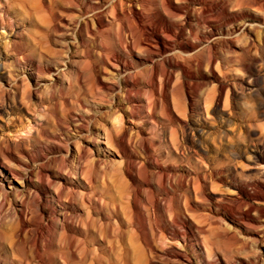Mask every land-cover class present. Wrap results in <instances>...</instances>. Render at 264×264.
<instances>
[{"label": "rangeland", "instance_id": "374dc122", "mask_svg": "<svg viewBox=\"0 0 264 264\" xmlns=\"http://www.w3.org/2000/svg\"><path fill=\"white\" fill-rule=\"evenodd\" d=\"M220 1H207L208 13L198 11L190 21L174 28L181 35L185 30L189 32L191 26L194 35L186 33L182 39H170L164 38L160 28L150 27L156 14L145 5L151 3L149 0L142 4L145 8L137 0H0V155L8 151L5 159L0 156V179L2 174L7 179L3 178L7 186H0L6 190L5 193L0 190V264H137L135 253L130 258L126 252L145 247L138 220L129 207L134 183L127 173L128 155L122 154L117 143L120 136L129 139L127 152L138 162L130 166L131 171L140 180L147 179L159 191L162 202L168 198L162 191L165 187L162 178L171 181V186L166 183L171 190L170 206L175 208L176 199H182L190 222L196 226L194 237L200 243L207 235L218 248L232 252H238L243 242L248 243L249 251L253 247L254 250L264 248V226L255 235L251 230H241L237 215L222 209L217 200L220 193H229L228 206L236 207L237 184L261 183V180L264 183V163L250 165L247 158L261 159L264 155V0H259L255 7L260 12L252 10L254 6L248 0H245L247 3L233 0L227 14L218 8ZM128 2H137L142 7L139 11L143 10L144 20L150 22L147 31L161 34L167 46L175 42L188 46L183 49L184 54L177 52L186 58L184 65L190 64L186 66L188 77H179L176 73L167 92L162 88L161 74L157 78L159 91L150 88L153 63L145 54L139 50L123 53L117 47L124 32L122 21L129 26L133 24ZM190 7L198 10L197 5L190 4ZM116 10L126 11L127 15L124 12L119 15ZM197 15L208 19H197ZM127 33L125 38L129 36ZM193 43L197 46L195 50L189 46ZM114 53L125 61L119 78L115 70L121 68L118 66L121 63L111 60ZM221 82L226 87L224 94L219 91ZM179 87L189 92L187 103L178 99ZM126 90L131 91V96ZM217 98L220 101H212ZM252 110L257 113L256 117H251ZM98 137L105 143L97 145ZM110 137L114 140L112 144ZM143 140L155 149L156 157L166 161H161V168L155 169L148 162ZM18 144H22L21 148ZM9 167L15 175L7 172ZM213 169L219 175L215 180L219 187L213 188L211 179L209 192L202 195L198 187L204 183H198L196 176L199 173L204 176ZM148 190V185L142 187L140 199L145 200L146 195L151 197ZM255 190L259 189L246 187L250 194ZM100 200L111 203L112 208L114 202L124 208L120 215L111 213L109 208L101 211ZM88 222L97 226L94 238L86 234L84 227ZM185 229L190 232L189 226ZM258 235L257 245L254 239ZM72 236L76 237L75 244ZM194 237L185 242L174 240L171 235L166 240L157 237L153 245L160 251L174 245L176 251L182 252L185 247L189 253L194 249L191 244L196 243ZM170 262L188 264L172 257H154L150 264Z\"/></svg>", "mask_w": 264, "mask_h": 264}, {"label": "bare ground", "instance_id": "6f19581e", "mask_svg": "<svg viewBox=\"0 0 264 264\" xmlns=\"http://www.w3.org/2000/svg\"><path fill=\"white\" fill-rule=\"evenodd\" d=\"M114 1V0H113ZM130 1V0H129ZM132 1V0H131ZM136 1V0H135ZM151 3L150 4H145V3H147V2H145V0H137V2L140 4V6L143 4H145L146 5V7H148L150 10H152V13L154 12L156 15H155V20H154V22L153 23H151L150 24V27L151 26H153V27H155V28H157L156 30H158L159 28H160V30L162 31V34L163 33H165V36H164V38H170V37H176V38H179V37H181V39H182V37H184V36H186V33H190V35L192 34V35H194V30L192 29V27L190 26V25H192V24H190L188 27H189V32H185V31H183V33H181V35L180 34H178V32H176V30L174 29L175 27H178L179 25H180V23L181 22H184V21H190L191 20V18H193L192 17V14L194 15V13H197L198 11L199 12H202V13H208V4H207V1H209V0H160V1H151V0H149ZM218 1V0H217ZM231 1L232 2H234L233 0H221L220 1V5L219 6H221V7H218V8H221L223 11H224V13H228V11H229V5H230V3H231ZM243 1H245V0H241V2H243ZM249 1V3H251L252 4V6H254V8L252 9V10H254L255 12H260L258 9H256L255 7L257 6L258 7V5H259V0H248ZM118 2V1H117ZM137 2H133V3H127V4H129L130 5V7L129 6H127V7H129V17L131 18V20H133L132 22H133V24L132 25H127L126 23H124L123 21H122V23L124 24V32H123V34H122V37L119 39V46H117V47H119V49H120V51L121 52H123V53H128V52H126L127 50L129 51V52H132L131 54H133L134 52H136V51H140L141 53H143V54H145L146 55V58H148L149 59V61L150 62H152L153 63V67L151 68V70H152V75H150L149 77H151V79H149V82H150V84L153 86H151L150 88H155L157 91H159V80H157V78H159L158 77V75H160L161 77H162V79H161V85H162V88L164 89V91H168L169 90V88L171 87V85H172V82H173V80H174V77H176V73H179V77L181 76V77H188L187 76V70L188 69H186V66H188V65H190L189 63H188V65L187 64H183L182 62L186 59V58H184L182 55H180L179 53H177V52H181L182 54H184V52L185 51H183V49H186L188 46H184V45H182V43H180V42H175L172 46H167V44H166V42H165V40H164V38L162 37V35L161 34H155V33H152V32H148L147 31V27H149L148 26V24L150 23V22H146L144 19L145 18H143L144 16H143V10H142V12L141 11H139V10H141V8L142 7H144L143 5H142V7L140 8L138 5L139 4H137ZM246 3H247V1H245ZM122 3H123V1H122ZM238 3V2H237ZM190 4H194V5H197V8H198V10L196 11V10H193L191 7H190ZM241 4V3H240ZM245 4V3H244ZM261 4V3H260ZM123 6L125 5V2L122 4ZM122 5H120L121 7H123ZM243 6V5H242ZM260 7V6H259ZM263 7H264V5H263ZM117 8V7H116ZM140 8V9H139ZM145 8V7H144ZM196 8V9H197ZM234 8V7H233ZM232 8V9H233ZM239 8V7H238ZM240 9V8H239ZM238 9V10H239ZM243 9V8H242ZM248 9V8H247ZM251 9V8H250ZM264 9V8H263ZM263 9H261V10H263ZM145 10V9H144ZM147 10V9H146ZM145 10V11H146ZM215 10H217V9H215ZM220 10V9H219ZM246 10V9H245ZM117 11V10H116ZM231 11V10H230ZM232 11H234V10H232ZM235 11H237V9L235 10ZM118 12V14L120 13V12H124L123 10L122 11H117ZM126 12V11H125ZM124 12V13H125ZM149 12V11H148ZM151 12V11H150ZM217 12V11H216ZM242 12H244V11H242ZM248 12V11H247ZM261 12H263V11H261ZM232 12H230V15H232L231 14ZM235 13V12H234ZM237 13V12H236ZM121 14V13H120ZM119 14V15H120ZM126 14V13H125ZM140 14L142 15V16H140ZM201 14V13H200ZM249 14V13H248ZM257 14H260V13H257ZM127 15V14H126ZM144 15H146V13L144 14ZM225 15V14H224ZM244 15V14H243ZM262 15H264V14H262ZM124 16V15H123ZM214 16V15H213ZM220 16H222L223 17V15L221 14ZM234 16V15H233ZM237 16V15H236ZM259 16V15H258ZM196 17V16H195ZM197 19H199V18H201L202 17V19H208V17L207 16H205L204 15V17L203 16H199V15H197ZM228 17H229V15H228ZM219 18H221V17H219ZM218 18V19H219ZM240 18V17H239ZM255 18V17H254ZM125 19H126V17H125ZM124 19V20H125ZM201 19V20H202ZM233 19V18H232ZM256 19H260V17L258 18H256ZM101 20H103V18L101 19ZM123 20V19H122ZM129 20V19H128ZM130 20V21H131ZM227 20V19H226ZM231 20V19H230ZM261 20H262V18H261ZM264 20V19H263ZM195 21V20H194ZM213 21V20H212ZM132 22H130V23H132ZM219 22V21H218ZM232 22V21H231ZM102 23V22H101ZM129 22H128V24H130ZM211 23V22H210ZM221 23V22H220ZM187 24V23H186ZM189 24V23H188ZM225 24V23H224ZM199 25V24H198ZM102 26V25H101ZM181 26V25H180ZM187 26V25H186ZM205 26V25H204ZM256 26V25H255ZM185 27V26H184ZM186 28V27H185ZM181 29H183V27H181ZM188 30V29H187ZM126 32H128L129 33V36L127 37V38H125L126 36H125V34H126ZM196 32V31H195ZM127 33V34H128ZM187 35H189V34H187ZM191 35V36H192ZM196 36V35H195ZM202 37V35L199 37V38H201ZM186 38V37H185ZM171 39V38H170ZM189 39V38H188ZM192 40H193V38H191ZM194 39H195V37H194ZM202 39V38H201ZM205 39H206V37H205ZM196 40V39H195ZM184 43V42H183ZM195 43H193V44H191V45H189L190 47H191V49L192 50H195L196 48H197V46H195L194 45ZM201 44V43H200ZM186 45V44H185ZM188 45V44H187ZM212 46V45H211ZM234 46V45H233ZM216 47V46H215ZM214 47V48H215ZM232 47V46H231ZM199 48V47H198ZM209 48V47H208ZM245 48V47H244ZM211 48H209V50H210ZM214 49H212V51H213ZM233 50V49H232ZM235 50V49H234ZM245 50V49H244ZM208 51V50H207ZM211 51V50H210ZM209 51V53H211ZM121 52H120V54H121ZM235 52H237V51H235ZM113 53V52H112ZM111 54V53H110ZM241 55H243V53L241 54ZM103 56V55H102ZM194 56H196V54L194 55ZM193 56V57H194ZM215 55H213V57H214ZM244 56V55H243ZM105 57V56H104ZM127 57V56H126ZM240 57H242V56H240ZM111 58V57H110ZM109 58V59H110ZM158 58H162V61L160 60V59H158ZM183 60H182V59ZM197 58V57H196ZM196 58H195V60H196ZM215 58V57H214ZM213 58V61L215 60ZM245 58V57H244ZM248 58V57H247ZM102 59V58H101ZM124 58L121 56V55H118V54H112V58H111V60H113V61H116V62H118V63H121V65H118V66H121V68L120 69H117L116 68V70H115V74L118 76V78L122 75V73H123V68H125V64L123 63V60ZM126 59V58H125ZM192 60H194L193 58H191ZM191 59H189L190 61H192ZM158 60H160V61H158ZM109 61V60H108ZM108 61H107V63L106 64H109L110 65V63H108ZM187 60H185V62H186ZM189 61V62H190ZM210 61H212L211 59H210ZM216 61V60H215ZM68 62V61H67ZM100 62H101V60H100ZM125 62V61H124ZM127 62V61H126ZM231 62V61H230ZM241 62V61H240ZM102 63V62H101ZM111 63H112V61H111ZM233 63V62H232ZM231 63V64H232ZM114 64V63H113ZM126 64H128V62L126 63ZM241 64V63H240ZM244 64V63H243ZM213 65V64H212ZM237 65H239V64H237ZM242 65V64H241ZM245 65V64H244ZM112 66V65H111ZM114 66V65H113ZM117 65H116V67H118ZM128 66V65H127ZM130 66V65H129ZM128 66V67H129ZM231 66H233V65H231ZM96 67V66H95ZM213 67V66H212ZM189 68V67H188ZM102 69V68H101ZM105 69V68H104ZM213 69V68H212ZM65 70V69H64ZM99 70V69H98ZM214 70H215V68H214ZM104 71H106V69L104 70ZM129 71V70H128ZM221 71H222V69H221ZM212 72H213V70H212ZM216 72V71H215ZM215 72H214V74H215ZM223 73H225V72H223ZM217 74V73H216ZM115 75V76H116ZM125 75V74H124ZM131 75V74H130ZM225 75H227V74H225ZM224 75V76H225ZM127 76H128V74H127ZM177 76H178V74H177ZM220 77V76H219ZM222 77V76H221ZM117 78V77H116ZM115 78V79H116ZM134 78V77H133ZM224 78V77H223ZM223 78H222V80H223ZM226 78V77H225ZM100 79V78H99ZM110 79V78H109ZM132 79V78H131ZM219 79V78H218ZM119 80V79H118ZM122 80V79H121ZM130 80V79H129ZM136 80V79H135ZM221 80V81H222ZM98 81H100V80H98ZM115 82V81H114ZM126 82H128V79L126 78ZM134 82H136V81H134ZM185 82V81H184ZM188 82V81H187ZM224 82V81H223ZM101 83V82H100ZM106 83V82H105ZM120 83H122L121 81H120ZM110 84V83H109ZM112 84V83H111ZM130 84V83H129ZM134 84V83H133ZM173 84H175V83H173ZM105 85V84H104ZM103 85V86H104ZM107 85V84H106ZM126 85V84H125ZM186 85V84H185ZM187 85H188V83H187ZM103 86H102V88H103ZM120 85H118V87H119ZM127 86V85H126ZM129 86V85H128ZM107 87H108V85H107ZM106 87V88H107ZM125 88V87H124ZM180 88V87H179ZM225 88L226 87H224V85H223V83L221 82V85H220V90L219 91H221V93L222 94H224L223 92H224V90H225ZM127 89V88H126ZM104 90V89H103ZM108 90V89H107ZM125 90V89H124ZM180 90H181V92H180V94L178 95V99L181 101H186V103H187V100L188 99H190L189 98V96L190 95H188V93L189 92H186L184 89H182V88H180ZM110 91V90H109ZM128 90H126V92H127ZM164 91H163V93H164ZM165 92V93H166ZM166 95V94H165ZM168 95V94H167ZM128 96H131V91H128ZM127 96V97H128ZM163 96V95H162ZM217 96V95H216ZM220 96V95H219ZM130 98V97H129ZM192 98V97H191ZM215 99H216V97H214ZM215 99H212V101H220L219 99L220 98H217V100H215ZM166 100H167V102H168V108H169V110L171 111L172 109H171V105H170V100H169V98L168 97H166ZM161 101V100H160ZM189 101V100H188ZM211 101V100H210ZM211 101V102H212ZM182 103V102H181ZM190 103V102H189ZM213 103H215V102H213ZM213 103H212V105H213ZM164 104V103H163ZM216 104V103H215ZM139 105V104H138ZM183 105H186V104H183ZM188 105V104H187ZM186 105V106H187ZM191 105V104H190ZM209 105H211V103L209 104ZM224 105V104H223ZM185 106V107H186ZM189 107V106H188ZM214 107V106H213ZM168 110V109H167ZM255 110V109H254ZM254 110H252V115H251V117L253 116V117H256V114L257 113H255V111ZM225 112V111H224ZM171 114V113H170ZM180 118V117H179ZM185 122V121H184ZM184 125V124H183ZM187 125V124H186ZM186 128H188V127H186ZM256 128V127H255ZM236 130H234V132H235ZM263 133V132H262ZM111 134V133H110ZM240 134V133H239ZM100 135V134H99ZM225 135H227V134H225ZM110 136V135H109ZM112 136V135H111ZM263 136H264V134H263ZM96 137V136H95ZM106 137H107V135H106ZM141 137V136H140ZM229 137V136H228ZM240 137V136H239ZM101 137H98L97 138V140H96V144L97 145H99V144H103V143H105L103 140H101L100 139ZM241 138V137H240ZM107 139V138H106ZM105 139V140H106ZM226 139V138H225ZM228 139V138H227ZM25 140V139H24ZM129 140V139H128ZM127 140V138L125 137V136H120L119 137V139L117 140L118 142V146H119V148H120V150H122L123 152H122V154H126L127 153V163H128V170H127V173L128 174H130V176H131V178L133 179V183H134V185L132 186V201H130V203H129V207L132 209V214H134V216L137 218V220H138V228H139V231H140V234H141V236H140V239H141V241H142V243H144V247L145 248H141V250H136V251H132V252H130V250L129 251H127L126 252V257H132V253H135V255L136 256H134V260L136 261V263L137 264H150L151 262H152V260H153V258L154 257H172V258H175V259H177V261H181V262H187L188 264H264V248L263 249H256V250H254L252 247H250V248H252V250H248L247 249V246H246V244H248L247 242H243V243H241L242 244V247H241V245H240V247L241 248H239V251L238 252H232L231 250H229V249H220V248H218L217 247V243L214 241V239L213 238H211L210 236H205L203 239H204V241L202 242V243H200L199 241H198V239L197 238H195L194 236H195V229H196V226L193 224V223H191L190 222V220H189V218H188V216H187V214H186V211H187V209H186V206H184V204H183V202H182V199H179V198H177L176 200V207L175 208H172L171 206H170V200H171V198L169 197V195L171 194L170 193V189H168L167 187V182L170 184V186H171V181H168L165 177L164 178H162V182H163V185L165 184V187H162V191L165 193V195H167L168 196V198L166 199V200H164V202H162V199H160V193H159V191L156 189H154V187L153 186H151L150 185V182L146 179L145 180V178H144V180H140L139 179V177L137 176V175H134V174H136V172H134V171H131V169H132V167H130V166H133V165H137L138 164V162L135 160V159H133V156L132 155H130V154H128V150L130 149V144H131V142L130 141H128ZM230 140H231V138H230ZM229 140V141H230ZM264 140V139H263ZM14 141V140H13ZM113 139L110 137V140H109V142H110V144H112L113 143ZM147 141V140H146ZM145 140H143V146H144V148H145V151H146V153L148 154V159H149V161L148 162H150V164H151V166H153V167H155V169L156 168H161L160 166H161V161L163 160H160L158 157H156V153H154V151L153 150H155V149H153L147 142H146ZM116 142V141H115ZM233 142V141H232ZM231 141H230V143L229 144H232L233 145V143H232ZM9 143V142H8ZM21 143H23V142H21ZM25 143V142H24ZM24 143H23V145H24ZM107 143V142H106ZM14 144V143H13ZM95 144V143H94ZM18 145H20V144H18ZM22 145V144H21ZM21 145H20V148H21ZM128 145H129V149H128ZM231 145V146H232ZM262 145V144H261ZM100 146V145H99ZM178 146V145H177ZM259 146H260V144H259ZM111 147V146H110ZM225 147V146H224ZM229 147V146H228ZM261 147V146H260ZM227 148V147H226ZM232 148H234L233 146H232ZM11 149V148H10ZM111 149V148H110ZM16 150V149H15ZM19 150V149H18ZM18 150H16L17 152H18ZM87 149H85L84 151H86ZM89 150H90V148H89ZM20 151V150H19ZM70 151V150H69ZM133 150H131L130 152H132ZM157 151V150H156ZM263 151H264V148H263ZM8 153V151L7 150H5V153ZM10 152H11V150H10ZM9 152V153H10ZM86 152H88V151H86ZM232 152H234L233 150H232ZM238 152V151H237ZM257 152V151H256ZM5 153H4V155H5ZM21 153V152H20ZM24 153H26V151L24 152ZM264 153V152H263ZM11 154V153H10ZM12 154H13V152H12ZM15 154V153H14ZM21 154H23V153H21ZM73 154V153H72ZM83 154V153H82ZM84 154H85V152H84ZM187 154V153H186ZM240 154V153H239ZM246 154V153H245ZM4 155H0L1 157H3L4 158ZM18 155V154H17ZM16 155V156H17ZM24 155V154H23ZM70 155H71V153H70ZM134 155V154H133ZM158 155H160V154H158ZM263 155V154H262ZM32 156V155H31ZM35 156V155H34ZM67 156H68V153H67ZM136 156V155H135ZM198 156V155H197ZM244 156V155H243ZM69 157V156H68ZM9 158V157H8ZM34 158V157H33ZM137 158H138V156H137ZM147 158V157H146ZM244 158V157H243ZM248 158V161H249V163H250V165H256V164H259V162L260 161H262L263 163H264V155L261 157V159H259L260 157H258V156H255V157H247ZM5 159V158H4ZM3 159V160H4ZM10 159V158H9ZM69 159V158H68ZM213 159V158H212ZM228 159H229V157H228ZM15 160V159H14ZM32 160V159H31ZM139 160V159H138ZM5 162H6V160H4ZM1 162V161H0ZM4 162V163H5ZM162 162H166L165 160L164 161H162ZM3 163V164H4ZM20 163V162H19ZM62 163V162H61ZM170 163V162H169ZM1 164V163H0ZM8 164V163H7ZM2 165V164H1ZM4 165H6V164H4ZM63 165V164H62ZM143 165V164H142ZM146 165V164H145ZM165 165V164H164ZM248 166V165H247ZM3 167H5V166H3ZM150 167V166H149ZM162 167H163V165H162ZM230 167V166H229ZM251 167V166H250ZM131 168V169H130ZM136 168V167H135ZM140 168V167H139ZM151 168V167H150ZM228 168V167H227ZM5 169V168H4ZM3 169V170H4ZM7 169V168H6ZM207 169V168H206ZM211 169V168H210ZM216 169V168H215ZM243 169H245V167L243 168ZM43 170V169H42ZM42 170L40 171V173L42 172ZM134 170V169H133ZM200 170V169H199ZM212 170V169H211ZM217 170V169H216ZM222 170V169H221ZM246 170V169H245ZM159 171V170H158ZM206 171V170H205ZM230 171V170H229ZM254 171V170H253ZM255 171H258V169H256ZM260 171V170H259ZM6 172V171H5ZM7 172L9 173V174H11V175H15L14 174V171L12 170V169H10V167H9V169H7ZM16 172V171H15ZM82 172V171H81ZM165 172H166V170H165ZM200 172V171H199ZM225 172V171H224ZM235 172V171H234ZM3 173V172H2ZM138 173V172H137ZM159 173V172H158ZM160 173H161V171H160ZM168 173V172H167ZM222 173H223V171H222ZM226 173V172H225ZM243 173V172H242ZM245 173V172H244ZM122 174V173H121ZM173 174V173H172ZM171 174V175H172ZM188 174V173H187ZM197 174H198V172H197ZM229 174H230V172H229ZM48 175V174H47ZM190 175V174H189ZM199 175V176H198ZM196 177H198V178H196V180H197V182L198 183H204L203 184V186H200V187H198V190H200V192H202V195H207V191H208V186H210L208 183H209V180L211 181V179H212V184H213V188H216L217 189V187H219V186H217V185H215V180H217L218 179V177H219V175L217 174V172L213 169V171H211V172H209V170H208V172L206 173V175H200V173L198 174ZM264 175V174H263ZM3 178H5V180H7L6 179V176L5 175H1ZM22 176V175H21ZM41 176H43L42 174H41ZM45 176V175H44ZM43 176V177H44ZM50 176V175H49ZM238 176V175H237ZM248 176L249 175H247V179H248ZM15 177V176H14ZM46 177V176H45ZM181 177V176H180ZM179 177V178H180ZM234 177V176H233ZM242 177V176H241ZM3 178L2 179H0V186L2 187V188H5L7 185L4 183V180H3ZM11 178V177H10ZM19 178H20V176H19ZM18 178V179H19ZM155 178V177H154ZM158 178V177H157ZM225 178V177H224ZM227 178V177H226ZM225 178V179H226ZM258 178V177H257ZM256 178V179H257ZM23 179V178H22ZM28 179V178H27ZM40 179H41V177H40ZM43 179H45V178H43ZM86 179V178H85ZM190 179V178H189ZM192 179V178H191ZM190 179V180H191ZM223 179V178H222ZM231 179V178H230ZM237 179H238V177H237ZM240 179V178H239ZM247 179H245V180H247ZM251 179H252V177H251ZM14 180V179H13ZM42 180V179H41ZM48 180H49V178H48ZM47 180V181H48ZM180 180V179H179ZM182 180H184V179H182ZM186 180V179H185ZM189 180V181H190ZM224 180V179H223ZM228 180V179H227ZM232 180H233V178H232ZM242 180V179H241ZM260 180V179H259ZM181 181V180H180ZM201 181V182H200ZM236 181V180H235ZM244 180H242V182H243ZM44 182V181H43ZM178 182V181H177ZM217 182V181H216ZM223 182V181H222ZM230 183H231V181H229ZM48 183V182H47ZM132 183V184H133ZM152 183H154V182H152ZM151 183V184H152ZM183 183V182H182ZM186 183V182H185ZM188 183V182H187ZM186 183V184H187ZM201 183V184H202ZM220 183V182H219ZM224 183V182H223ZM222 183V184H223ZM190 184V183H189ZM193 184V183H192ZM145 185H148V187H149V190L147 191V194H148V192L151 194V197H149V198H147L148 197V195H146V198H145V200H143V199H140V197H139V194H142L143 193V191H142V193H140L141 192V190H142V187L143 186H145ZM227 185V184H226ZM254 186L256 189H259V190H255L254 191V193L253 194H250V193H248L247 191H246V187L247 186ZM155 186V185H154ZM167 186V187H166ZM185 186V185H184ZM192 185H190V187H191ZM228 186H229V184H228ZM16 187V186H15ZM179 187V186H178ZM182 187V186H181ZM187 187H188V185H187ZM232 187V186H231ZM146 188V187H145ZM158 188V187H157ZM184 188H186V187H184ZM183 188V189H184ZM221 188V187H220ZM235 188L237 189L236 190V192H235V195H237V200H235L236 202V207H232L231 206V208H230V206H228V203L231 201H229V196H228V194H223V193H220V195H217V196H219V199H217V200H219L220 201V203L218 204V206H222L223 208L222 209H224V210H229L232 214H233V216H236L237 215V221L239 222V224L238 225H240V227H241V230L242 229H246L247 231L248 230H251V231H253L254 233V235H255V233H257L258 232V230L262 227V226H264V183H262V180H261V183L260 182H258V183H256V182H252V183H248V182H243L242 184H240L239 183V185L237 184L236 186H235ZM182 189V190H183ZM222 189V188H221ZM220 189V190H221ZM252 189V188H251ZM1 191H3L4 189H0ZM185 190V189H184ZM183 190V191H184ZM190 190V189H189ZM210 190H211V188H210ZM230 190H231V188H230ZM5 191L6 190H4V192L3 193H5ZM14 191V190H13ZM145 191V190H144ZM177 191V190H176ZM194 191V190H193ZM232 191V190H231ZM173 192V191H172ZM189 192V191H188ZM187 192V193H188ZM209 192V191H208ZM222 192H224V191H222ZM7 193V192H6ZM179 193V195H180V192H178ZM193 192H191V194H192ZM213 193L214 192H212L211 194L213 195ZM226 193V192H225ZM230 193H233V192H230ZM146 194V193H145ZM190 194V195H191ZM209 194V193H208ZM218 194V193H217ZM173 195V194H172ZM171 195V196H172ZM173 196H175V195H173ZM183 196V195H182ZM233 196V195H232ZM235 197V196H234ZM86 198V197H85ZM142 198V197H141ZM163 198V197H162ZM174 198V197H173ZM206 198H210V197H206ZM191 199V198H190ZM231 199H233V198H231ZM41 200V199H40ZM88 200V199H87ZM38 201H39V199H38ZM209 201V200H208ZM215 201V200H214ZM89 202V201H88ZM211 202V201H210ZM40 203V202H39ZM38 203V204H39ZM42 203V202H41ZM40 203V204H41ZM92 203H93V200H92ZM122 203V202H121ZM234 203V204H235ZM37 204V203H36ZM99 208H100V210L101 211H104L105 209H110L109 211H111V213H114V214H117V215H120L121 214V211H122V209L121 208H124L123 207V205H119L118 203H115L114 202V204H113V208H112V204L111 203H109V202H106V201H104V200H100L99 201ZM124 204V203H123ZM174 204V203H173ZM233 205V204H232ZM38 207V206H37ZM41 207V206H40ZM41 209V208H40ZM39 209V210H40ZM221 209V208H220ZM38 210V209H37ZM146 211L148 212V213H151V214H147L146 213ZM29 213V212H28ZM102 213V212H101ZM131 213V212H130ZM91 214V213H90ZM109 215V214H108ZM23 216V215H22ZM216 216V215H215ZM102 218H103V215H102ZM222 218V217H221ZM21 219V218H20ZM86 219H88V218H86ZM93 219V218H92ZM106 219V218H105ZM222 220V219H221ZM225 220V219H224ZM68 221V220H67ZM223 221V220H222ZM222 221H220L221 223H224V222H222ZM226 221V220H225ZM112 222V221H111ZM114 222V221H113ZM112 222V223H113ZM67 223H69V221L67 222ZM107 223V222H106ZM105 223V224H106ZM108 223H109V221H108ZM112 223H111V225H112ZM227 223V222H226ZM27 224V223H26ZM135 224V223H134ZM22 224H20V226H21ZM24 225V224H23ZM78 225V224H77ZM82 225V224H81ZM98 225V224H97ZM236 225V224H235ZM73 226H75V225H73ZM80 226V225H79ZM100 226V225H99ZM109 226V225H108ZM185 226L187 227V226H189V230H190V232L188 233L187 232V230L185 229ZM28 227V226H27ZM70 227V226H69ZM71 227H72V225H71ZM76 227V226H75ZM199 227V226H198ZM21 228H22V226H21ZM85 228V231L87 232L86 234H87V236L89 237V236H91L92 238H94L93 236H96V234L94 235V233H96V231H97V226H96V224H91L90 222H88L87 224H86V226L84 227ZM83 228V229H84ZM105 228V227H104ZM24 228H22V230H23ZM73 229V228H72ZM82 229V228H81ZM80 229V230H81ZM238 229V228H237ZM25 230V229H24ZM23 230V231H24ZM203 230V229H202ZM217 230V229H216ZM240 230V231H241ZM70 231V230H69ZM239 231V230H238ZM20 232H21V229H20ZM65 232H67V231H65ZM158 232H160V234L158 233ZM213 232V231H212ZM218 232V231H217ZM17 233V232H16ZM22 233V232H21ZM190 233H191V235H190ZM220 233V232H219ZM242 233V232H241ZM247 233V232H246ZM252 233V232H251ZM18 234V233H17ZM16 234V235H17ZM31 234V233H30ZM98 234V233H97ZM32 235V234H31ZM169 235H171V237H172V239H174V240H184V242L188 239V238H190V237H194L195 239H194V241H196V243H195V245H193V243L191 244V246L190 247H193L194 246V249H192L189 253H187V252H185L186 250H184L185 249V247H183L181 250H182V252H180V251H176V248L175 247H173L174 245H172V246H170L169 247V250H162V251H160V250H157L155 247H154V245H153V242H154V240H156V238L157 237H161L162 239H164V240H166L167 238H168V236ZM200 235H202V233L200 234ZM209 235V234H208ZM239 235V234H238ZM244 235H247V234H244ZM244 235H240V236H244ZM18 236V235H17ZM19 236H20V234H19ZM233 236V235H232ZM248 236V235H247ZM261 236V235H260ZM45 237V236H44ZM230 237V236H229ZM237 237V236H236ZM96 238H98V237H96ZM200 238H202V236L200 237ZM251 238V237H250ZM45 239V238H44ZM71 239H72V243H76L75 242V239H76V237H74V236H72L71 237ZM99 239V238H98ZM244 239V237L242 238V240ZM37 240V239H36ZM47 240H48V238H47ZM97 240V239H96ZM230 240V239H229ZM241 240V241H242ZM245 240V239H244ZM251 240V239H250ZM101 241H102V239H101ZM190 241V240H189ZM231 241H234V240H231ZM236 241V240H235ZM260 241V237H259V235L258 236H256V238L254 239V242H255V244H259L258 242ZM48 242H49V240H48ZM104 242H105V240H104ZM188 242V241H187ZM191 242H192V240H191ZM190 242V243H191ZM219 242H220V240H219ZM36 243V242H35ZM35 243H34V245H35ZM44 243H45V241H44ZM70 243H71V241H70ZM69 243V244H70ZM81 243V242H80ZM37 244V243H36ZM73 244V245H74ZM186 244V243H185ZM235 244V243H234ZM239 244V243H238ZM238 244H235V245H238ZM15 245V244H14ZM38 245V244H37ZM70 245H72V244H70ZM77 245H78V243H77ZM86 245V244H85ZM171 245V244H170ZM235 245H234V247H235ZM56 246H59L58 244L56 245ZM253 246H254V244H253ZM70 247H72V246H70ZM69 247V248H70ZM233 247V246H232ZM262 247V246H261ZM35 248H37V247H35ZM88 248V247H87ZM178 248V247H177ZM78 249V248H77ZM76 249V250H77ZM111 249V248H110ZM167 249V248H166ZM70 250H71V248H70ZM233 250H235V249H233ZM35 251H36V249H35ZM34 251V252H35ZM107 252V251H106ZM192 252V253H191ZM37 253H39V250H37ZM36 253V254H37ZM113 253V252H112ZM125 253V252H124ZM111 253H109V255H110ZM105 255V254H104ZM112 255V254H111ZM110 255V256H111ZM151 257H150V256ZM96 257V256H95ZM108 257V256H107ZM37 258H38V256H37ZM129 258V259H130ZM40 259H42V258H40ZM111 259V258H110ZM128 259V258H127ZM128 259V260H129ZM156 259V258H155ZM165 259V258H164ZM163 259V260H164ZM168 259V258H167ZM166 259V260H167ZM170 259V258H169ZM43 260V259H42ZM94 260L95 261H97L95 258H94ZM158 260V259H157ZM171 260V259H170ZM41 261V260H40ZM111 261H113V260H111ZM124 261H126V260H124ZM155 262H156V260H154ZM173 261H175V260H173ZM98 262V261H97ZM96 262V263H97ZM107 262H109V261H107ZM127 262V261H126ZM130 262H131V260H130ZM128 263V262H127ZM126 263V264H127ZM171 263V262H170ZM174 263V262H173ZM98 264V263H97ZM99 264H103V262H101V263H99ZM105 264V263H104ZM108 264V263H107ZM133 264V263H132ZM172 264V263H171ZM175 264V263H174Z\"/></svg>", "mask_w": 264, "mask_h": 264}]
</instances>
